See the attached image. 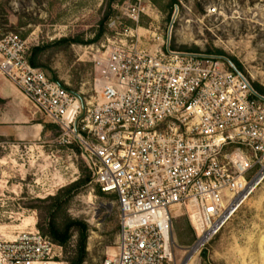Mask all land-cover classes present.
<instances>
[{"label": "built area", "instance_id": "2783aa9c", "mask_svg": "<svg viewBox=\"0 0 264 264\" xmlns=\"http://www.w3.org/2000/svg\"><path fill=\"white\" fill-rule=\"evenodd\" d=\"M137 6L127 15L139 17ZM102 44L87 99L31 65L26 40L0 38V75L77 146L92 181L114 193L115 247L102 264H172V220L185 210L197 252L264 179V93L223 55ZM56 244L31 227L0 231V264H54Z\"/></svg>", "mask_w": 264, "mask_h": 264}, {"label": "rangeland", "instance_id": "374dc122", "mask_svg": "<svg viewBox=\"0 0 264 264\" xmlns=\"http://www.w3.org/2000/svg\"><path fill=\"white\" fill-rule=\"evenodd\" d=\"M132 6L137 20L127 15ZM8 33L26 40L28 53L40 47L35 61L45 74L87 99L98 93L101 45L131 36L150 48L169 40L174 50L223 55L264 93V0H0V38ZM41 120L40 144H0V231L35 227L50 237V225L62 230L78 220L87 225L83 261L76 263L73 226L65 244L55 242L54 264H102L119 230L116 195L102 192L79 148L56 143L58 127ZM196 238L186 211L177 210L172 264L189 255L186 264H264V179L193 253Z\"/></svg>", "mask_w": 264, "mask_h": 264}, {"label": "crops", "instance_id": "0c3cea01", "mask_svg": "<svg viewBox=\"0 0 264 264\" xmlns=\"http://www.w3.org/2000/svg\"><path fill=\"white\" fill-rule=\"evenodd\" d=\"M46 133L41 114L12 81L0 75V144L38 145Z\"/></svg>", "mask_w": 264, "mask_h": 264}, {"label": "trees", "instance_id": "16d2710c", "mask_svg": "<svg viewBox=\"0 0 264 264\" xmlns=\"http://www.w3.org/2000/svg\"><path fill=\"white\" fill-rule=\"evenodd\" d=\"M175 1V0H174ZM63 41H70V39L63 38ZM40 50V47L33 48V51L28 53V59L32 66L39 67L38 64L35 61V55ZM40 68V67H39ZM74 184L78 183V179L73 182ZM77 226L79 228L80 234H79V240H78V250L79 254L77 256L76 263H81L83 261L84 256V250H85V240H86V233H87V225L84 222L73 220L68 222L64 229L58 230L55 228V226L50 225L49 226V232H50V238L52 241L59 245H63L67 242L69 238V230L71 227Z\"/></svg>", "mask_w": 264, "mask_h": 264}, {"label": "water", "instance_id": "95a60500", "mask_svg": "<svg viewBox=\"0 0 264 264\" xmlns=\"http://www.w3.org/2000/svg\"><path fill=\"white\" fill-rule=\"evenodd\" d=\"M190 257H191V255H189V256L185 259V261L183 262V264H186V262L189 260Z\"/></svg>", "mask_w": 264, "mask_h": 264}, {"label": "bare ground", "instance_id": "6f19581e", "mask_svg": "<svg viewBox=\"0 0 264 264\" xmlns=\"http://www.w3.org/2000/svg\"><path fill=\"white\" fill-rule=\"evenodd\" d=\"M194 250H195V249L193 248V249H192V252H193V253H194Z\"/></svg>", "mask_w": 264, "mask_h": 264}]
</instances>
